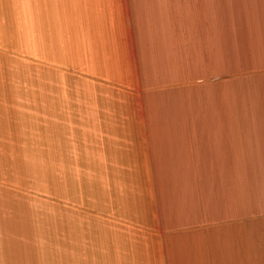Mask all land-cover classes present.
<instances>
[{
  "label": "crops",
  "instance_id": "0c3cea01",
  "mask_svg": "<svg viewBox=\"0 0 264 264\" xmlns=\"http://www.w3.org/2000/svg\"><path fill=\"white\" fill-rule=\"evenodd\" d=\"M15 13L62 73L39 143L72 216L0 219V264H264V0H0Z\"/></svg>",
  "mask_w": 264,
  "mask_h": 264
},
{
  "label": "rangeland",
  "instance_id": "374dc122",
  "mask_svg": "<svg viewBox=\"0 0 264 264\" xmlns=\"http://www.w3.org/2000/svg\"><path fill=\"white\" fill-rule=\"evenodd\" d=\"M14 16L0 19V219L14 213L16 219L49 222L56 206L63 216H72L62 179L70 176V165L50 157L49 133L44 131L43 148L39 143L40 125L45 130L53 120L48 98L61 90L63 85L54 81L62 73L39 61L29 39L24 45L22 14Z\"/></svg>",
  "mask_w": 264,
  "mask_h": 264
}]
</instances>
